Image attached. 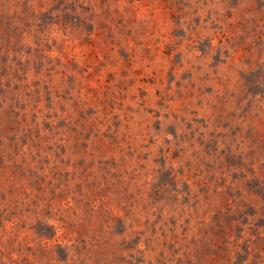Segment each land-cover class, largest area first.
Segmentation results:
<instances>
[{
  "label": "rangeland",
  "instance_id": "1",
  "mask_svg": "<svg viewBox=\"0 0 264 264\" xmlns=\"http://www.w3.org/2000/svg\"><path fill=\"white\" fill-rule=\"evenodd\" d=\"M0 264H264V0H0Z\"/></svg>",
  "mask_w": 264,
  "mask_h": 264
}]
</instances>
